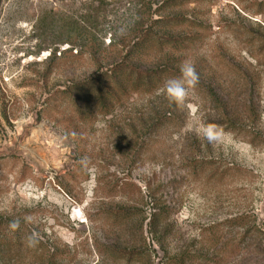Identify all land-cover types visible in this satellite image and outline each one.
<instances>
[{
	"label": "rangeland",
	"instance_id": "rangeland-1",
	"mask_svg": "<svg viewBox=\"0 0 264 264\" xmlns=\"http://www.w3.org/2000/svg\"><path fill=\"white\" fill-rule=\"evenodd\" d=\"M158 3L186 18L178 31L200 33L183 62L213 77L246 132H227L196 90L177 107L181 127L154 135L138 119L164 103L162 89L92 119L61 100L118 61L142 6ZM74 30L99 54L46 62ZM213 129L222 135L209 142ZM14 221L24 235L13 245L8 234L0 264L48 253L57 264H264V0H0V229Z\"/></svg>",
	"mask_w": 264,
	"mask_h": 264
},
{
	"label": "trees",
	"instance_id": "trees-1",
	"mask_svg": "<svg viewBox=\"0 0 264 264\" xmlns=\"http://www.w3.org/2000/svg\"><path fill=\"white\" fill-rule=\"evenodd\" d=\"M165 4L158 3L153 12H150L152 5L147 8L142 6L144 14H146V10L149 13L146 18L143 16L140 18L141 23L134 44L125 51L118 61L106 69L96 68L89 76L82 80H74L60 90L61 100L67 101L79 114H84L87 118L92 119L93 112L96 111L103 116H109L118 106L126 103L129 97L136 94L155 95L163 88L166 79L178 76L180 65L183 63L181 53L186 50L188 45L200 41V33H192L189 30L178 31L184 25L182 23L186 18L183 20L178 15L168 12ZM154 15H157V19H154ZM180 19L182 20L180 21ZM185 23L189 26H200V23L189 20H186ZM73 32L75 41L65 42L69 48L63 51H51L46 62L57 59V54H59L58 60L68 54L74 56L75 59L82 57L87 52L93 58L99 54V50L96 51L95 46L90 42H83V45L75 43L82 38V34L77 30ZM109 48L112 49L113 45H110ZM151 52L155 53L157 57L145 59V57L151 56ZM197 71L199 72V70ZM199 76V84L194 90L204 94L207 100L214 105L215 114L224 120L225 130L233 134H242L250 129L247 122L240 123L236 121L235 117L233 118V114L227 108V101L222 100L216 92L213 77H204L203 73H199ZM164 100L160 106L150 105L145 116L138 119L141 124L140 133L143 135L157 134L169 126L181 127L177 116L178 105L168 99ZM251 104L252 102L244 104L245 121H254L256 118L251 111ZM138 133H134V135ZM160 216H164V213H161ZM4 230L0 229V259L7 255L5 249L11 243L6 240L8 234H10L9 238L13 240V245L19 244L21 236L24 235L18 228L13 231L10 229L11 233H5ZM26 242L29 247L34 245L31 239H26ZM39 258H44L45 264H57V260L49 253L45 256L39 255Z\"/></svg>",
	"mask_w": 264,
	"mask_h": 264
},
{
	"label": "clouds",
	"instance_id": "clouds-1",
	"mask_svg": "<svg viewBox=\"0 0 264 264\" xmlns=\"http://www.w3.org/2000/svg\"><path fill=\"white\" fill-rule=\"evenodd\" d=\"M199 81L200 76L195 64L189 61H184L180 65V74L178 76L170 77L164 81L162 94L170 102L182 107L185 101L192 94L193 90L198 86ZM208 127L209 129H212V126ZM220 135H222V133L218 135L213 129L211 131H206L204 138L209 142H215L220 139ZM18 226V221H14L10 225L13 229Z\"/></svg>",
	"mask_w": 264,
	"mask_h": 264
}]
</instances>
